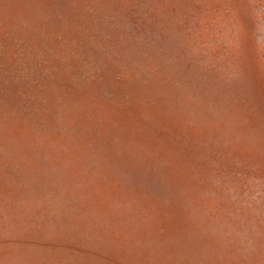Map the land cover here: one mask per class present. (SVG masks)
<instances>
[{
	"label": "rangeland",
	"instance_id": "rangeland-1",
	"mask_svg": "<svg viewBox=\"0 0 264 264\" xmlns=\"http://www.w3.org/2000/svg\"><path fill=\"white\" fill-rule=\"evenodd\" d=\"M0 264H264V0H0Z\"/></svg>",
	"mask_w": 264,
	"mask_h": 264
}]
</instances>
